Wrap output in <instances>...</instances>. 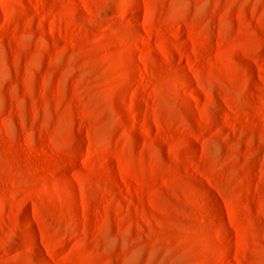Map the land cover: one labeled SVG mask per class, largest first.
<instances>
[{
    "label": "rangeland",
    "instance_id": "obj_1",
    "mask_svg": "<svg viewBox=\"0 0 264 264\" xmlns=\"http://www.w3.org/2000/svg\"><path fill=\"white\" fill-rule=\"evenodd\" d=\"M0 264H264V0H0Z\"/></svg>",
    "mask_w": 264,
    "mask_h": 264
},
{
    "label": "bare ground",
    "instance_id": "obj_2",
    "mask_svg": "<svg viewBox=\"0 0 264 264\" xmlns=\"http://www.w3.org/2000/svg\"><path fill=\"white\" fill-rule=\"evenodd\" d=\"M142 43L144 44L146 50H151L152 49L148 44H146L144 42H142Z\"/></svg>",
    "mask_w": 264,
    "mask_h": 264
}]
</instances>
